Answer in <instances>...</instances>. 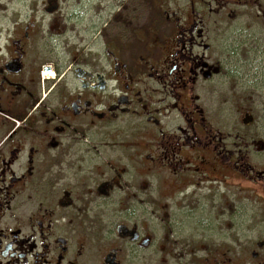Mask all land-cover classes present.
Instances as JSON below:
<instances>
[{
    "label": "flooded vegetation",
    "instance_id": "af4514ba",
    "mask_svg": "<svg viewBox=\"0 0 264 264\" xmlns=\"http://www.w3.org/2000/svg\"><path fill=\"white\" fill-rule=\"evenodd\" d=\"M4 3L0 264H264V0Z\"/></svg>",
    "mask_w": 264,
    "mask_h": 264
},
{
    "label": "rangeland",
    "instance_id": "374dc122",
    "mask_svg": "<svg viewBox=\"0 0 264 264\" xmlns=\"http://www.w3.org/2000/svg\"><path fill=\"white\" fill-rule=\"evenodd\" d=\"M5 1L4 4L7 3L9 0H3ZM71 1V0H70ZM81 2H88L92 4V7L95 6V1L97 0H78ZM73 9L77 5L72 4ZM264 26H260L259 29L254 28L253 34L259 35L260 41L259 44L264 47V33L262 31ZM257 58L258 60H261L264 62V48L263 50H259V52L253 55V61ZM248 86L255 87L256 89L260 90L259 94V102L262 103V92H264V82H261V79H246V82L243 83V88L246 91L248 89ZM256 112L259 115V121L256 123L254 129L257 130L258 136L260 140H264V114H259V111L256 110ZM259 156H262V154H259ZM259 162L262 163L263 159L262 157H259ZM260 196L258 197V204L250 209L247 206V201L244 200V226L247 229L250 225H253V228L251 232L259 233L264 236V192L262 189H259Z\"/></svg>",
    "mask_w": 264,
    "mask_h": 264
}]
</instances>
